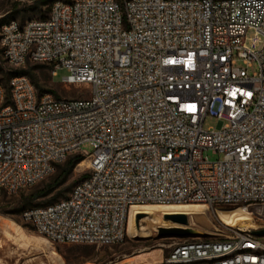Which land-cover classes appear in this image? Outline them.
Here are the masks:
<instances>
[{
	"label": "built area",
	"instance_id": "1",
	"mask_svg": "<svg viewBox=\"0 0 264 264\" xmlns=\"http://www.w3.org/2000/svg\"><path fill=\"white\" fill-rule=\"evenodd\" d=\"M0 46L13 69L64 68V85L86 87L65 99L26 75L0 81V192L88 160L66 198L23 212L39 234L112 245L134 205L242 206L255 226L185 238L160 264H264V0H56L5 22Z\"/></svg>",
	"mask_w": 264,
	"mask_h": 264
},
{
	"label": "rangeland",
	"instance_id": "2",
	"mask_svg": "<svg viewBox=\"0 0 264 264\" xmlns=\"http://www.w3.org/2000/svg\"><path fill=\"white\" fill-rule=\"evenodd\" d=\"M50 3V0H0V21L4 20L0 22V27L9 20H16L23 24L29 19L40 18L47 13ZM239 65L246 67L242 62H239ZM25 67L34 68L33 72L37 75L38 84L42 90H53L59 98L84 97L82 92L86 91L85 86H66L61 82L63 77L68 75L67 69H58L57 75L53 76L52 70L42 63L28 62ZM10 68L12 67L6 63L2 56L0 46V77L6 79L11 77ZM247 70L248 74L253 76L259 71V68L254 63L252 66H248ZM218 125L219 122L216 118L208 117L204 128L217 129ZM81 149L88 153H92L94 150L89 143L83 144ZM78 154L69 156L56 166L51 175L35 185L23 188L16 193L0 192V264H129L130 262L131 264H160L177 242L189 238L173 236L160 238L159 236L163 234L162 230L193 228L199 233L198 236L216 237L226 233V226L235 228L220 219V212L244 208L242 206L208 207L203 203L172 206L151 204L144 207L153 212H142L139 215V222H143L145 225H154H151V230L148 233L139 238H131L127 235L122 242L112 245L53 243L34 229L31 222L23 217V212L32 207L47 205L64 198L74 185L83 179L85 174H89L88 160L84 158L82 161H87V164L81 167L79 166L81 161L68 175L61 176L60 184L51 193L27 199L29 196L36 195L46 184L59 178L68 159ZM204 155L212 161L221 157L211 150H206ZM173 207L183 208V213L187 214L189 218L187 225L174 222L167 219L166 215L161 214L163 209ZM246 209L249 210V207ZM200 211L206 214H196ZM252 223L255 226L254 218ZM2 227L14 228L11 232L16 236L13 237L12 234H9L6 237ZM156 229L157 232L153 233L152 231Z\"/></svg>",
	"mask_w": 264,
	"mask_h": 264
},
{
	"label": "bare ground",
	"instance_id": "3",
	"mask_svg": "<svg viewBox=\"0 0 264 264\" xmlns=\"http://www.w3.org/2000/svg\"><path fill=\"white\" fill-rule=\"evenodd\" d=\"M87 161H82L79 166L83 167L87 163ZM151 204H156V205H162V206H172V205H187L185 203H179V204H157V203H150V204H143V205H134L130 209L129 213V219H128V225H127V233L128 236L131 238H139L145 233H148L151 230V225H145L143 222H139V215L142 212H147L151 213L153 212L152 210L146 209L144 206L151 205ZM205 205V204H204ZM207 206V205H206ZM152 207V206H151ZM225 211V210H224ZM183 208L180 207H173V208H166L162 210V215L167 217L170 215H179V214H185L183 213ZM193 214V213H192ZM196 214H206L205 212H198ZM221 220L225 223H228L232 226L239 227V228H249L253 227L254 224L253 222V216L249 213V210H247L245 207L244 208H238V209H233L225 212H220ZM161 219V218H160ZM159 219V220H160ZM146 220V219H145ZM158 220V219H157ZM172 220V219H171ZM202 220V219H201ZM174 221V220H172ZM204 221V220H203ZM157 222V221H156ZM162 222V221H161ZM176 222V221H174ZM199 222V221H198ZM178 223V222H177ZM197 223V222H196ZM182 224V223H180ZM202 224V223H201ZM163 225V224H162ZM206 227V226H205ZM207 228V227H206ZM3 231L5 232V236L7 237L9 234H12L14 237L13 233L11 232L14 228H9V227H2ZM212 230V229H211ZM210 230V231H211ZM153 233L157 232V229L152 231ZM16 236V235H15ZM26 239V238H25ZM29 239V238H28ZM33 239V238H32ZM38 241V240H37ZM30 242V241H29ZM47 246V245H46ZM1 248V246H0ZM45 251V250H44ZM47 251V250H46ZM21 252V251H20ZM144 253V252H143ZM144 255V254H143ZM142 255V256H143ZM141 257V256H138ZM29 261V260H28ZM131 264V262L129 263ZM142 264V263H140Z\"/></svg>",
	"mask_w": 264,
	"mask_h": 264
},
{
	"label": "trees",
	"instance_id": "4",
	"mask_svg": "<svg viewBox=\"0 0 264 264\" xmlns=\"http://www.w3.org/2000/svg\"><path fill=\"white\" fill-rule=\"evenodd\" d=\"M51 3L50 5L47 7V13L50 9V6L51 4L56 1V0H50ZM66 2H70L71 0H64ZM47 13L45 15H42L40 18H44L47 16ZM4 20H1L0 22H2ZM3 25V24H2ZM1 25V26H2ZM44 66H47L50 70H52V66L50 65H47V64H42ZM9 71L12 73L11 74V77L9 78H4V77H0V81L4 84V86L6 88H8V84H9V81L10 79L15 76V75H26L28 76L31 81L34 83L35 87L37 88V90H39V94H44V93H52L54 94L57 98H59V96L55 93V91L53 90H42L38 84V77L37 75L33 72L34 71V68H26V67H21V68H16V69H13V68H10ZM84 159V157L80 154L78 155H75L73 157H70L68 159V161L66 162V165H65V168L63 169L62 173L60 174L59 178H57L56 180H54L53 182H50L48 184H46L44 187H42L37 193L36 195L34 194V196H29L27 199H33V198H36V197H39V196H42V195H48L49 193H51V191H53L55 189V187H57L59 184H60V177L61 176H66L68 175L72 170L73 168L79 163L81 162L82 160ZM87 174H85L84 177H86ZM83 177V178H84ZM68 196V195H67ZM67 196H65L64 198H66ZM63 199V198H62ZM43 206V205H42ZM38 207V206H36ZM33 208V207H32Z\"/></svg>",
	"mask_w": 264,
	"mask_h": 264
},
{
	"label": "water",
	"instance_id": "5",
	"mask_svg": "<svg viewBox=\"0 0 264 264\" xmlns=\"http://www.w3.org/2000/svg\"><path fill=\"white\" fill-rule=\"evenodd\" d=\"M170 219L187 225L189 223V218L187 214H179V215H170L168 216ZM163 234H161L159 237H167V236H173V237H196L199 235V233L194 230L193 228H175L171 230H162ZM255 234L262 236L264 235V230L255 231Z\"/></svg>",
	"mask_w": 264,
	"mask_h": 264
}]
</instances>
